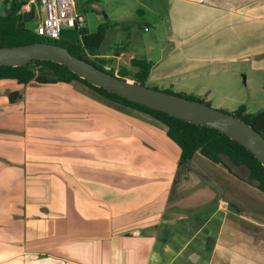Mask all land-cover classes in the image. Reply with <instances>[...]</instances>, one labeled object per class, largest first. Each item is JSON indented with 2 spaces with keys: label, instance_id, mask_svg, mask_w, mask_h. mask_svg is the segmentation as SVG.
Segmentation results:
<instances>
[{
  "label": "crops",
  "instance_id": "0c3cea01",
  "mask_svg": "<svg viewBox=\"0 0 264 264\" xmlns=\"http://www.w3.org/2000/svg\"><path fill=\"white\" fill-rule=\"evenodd\" d=\"M171 1L159 54L123 16L106 24L108 67L147 60V83L179 89L211 63L264 72V0ZM72 84L0 81V264H264L256 187L200 153L179 180L164 125Z\"/></svg>",
  "mask_w": 264,
  "mask_h": 264
},
{
  "label": "trees",
  "instance_id": "16d2710c",
  "mask_svg": "<svg viewBox=\"0 0 264 264\" xmlns=\"http://www.w3.org/2000/svg\"><path fill=\"white\" fill-rule=\"evenodd\" d=\"M28 1L5 0L4 4L8 6V9L5 14L0 15V47L23 46L39 42L57 44L68 48L78 58L93 63L112 75H116L115 68L111 67V70H106V64L109 60L100 57L108 26L101 25L94 33H90L86 25L82 28L67 29L62 32L60 40L41 37L35 30L27 27L28 22L24 21L21 13ZM132 67L137 68L136 72L123 67L118 70L117 75L147 86L152 63L147 60L134 59ZM5 80H13L25 86L33 82L42 85L81 83L101 99L126 110L139 111L164 125L167 128L168 137L181 149L179 177L184 172L189 171L192 160L200 153L213 163L224 165L237 177L264 193V166L262 163L240 143L215 129L188 123L110 93L103 88L88 83L68 67L50 61H32L22 67H0V81ZM167 92L171 93L170 91ZM22 98L23 95L19 91L9 95L12 104L17 103ZM185 98L197 100L189 97ZM234 115L254 127L264 136V112L249 114L246 106H242ZM225 158L238 168V173L234 172V169L225 162Z\"/></svg>",
  "mask_w": 264,
  "mask_h": 264
},
{
  "label": "rangeland",
  "instance_id": "374dc122",
  "mask_svg": "<svg viewBox=\"0 0 264 264\" xmlns=\"http://www.w3.org/2000/svg\"><path fill=\"white\" fill-rule=\"evenodd\" d=\"M76 2L77 11L85 17V24L90 33L96 32L101 25L108 24V26H111L117 17L123 16L129 21L131 27H138V32L145 38V41L152 44L154 48L152 55L159 54L160 46L167 39V21L171 0H76ZM7 9V5L4 3L0 4V15L5 14ZM35 14L37 16V13ZM38 25L39 23L36 19L27 23V27L32 30H35ZM146 25L150 28L149 32L140 29L141 26ZM156 39L161 40V45L156 42ZM126 42L131 44V46L138 44L136 46H139L142 51L139 41L134 38ZM153 57L158 58L157 56ZM252 66L251 62L234 64L211 63L200 71L193 73L195 76H191L193 74L187 76H191L188 80V87L179 89L167 84L150 82L147 83V86L160 91H170L182 97L201 100L208 103L211 107L226 113L234 114L240 107L246 106L249 114H258L264 112V72L255 71ZM132 69L136 70L137 68L132 67ZM72 86L75 95L88 94L94 96L100 102H105L116 111H121L123 119H127L124 116H129L126 114L127 111H133V113L147 119L151 118L139 111L125 110L118 105L111 104L96 96L81 83H74ZM65 97V94L60 95L55 103H64ZM45 116L42 117L43 121L49 118ZM34 120L38 121V119ZM225 162L234 169V172L238 173V168L227 158H225ZM202 182L205 183L206 180L203 179ZM258 193L264 197V193Z\"/></svg>",
  "mask_w": 264,
  "mask_h": 264
},
{
  "label": "water",
  "instance_id": "95a60500",
  "mask_svg": "<svg viewBox=\"0 0 264 264\" xmlns=\"http://www.w3.org/2000/svg\"><path fill=\"white\" fill-rule=\"evenodd\" d=\"M23 18L29 22L33 20V15L24 13ZM32 61H50L64 65L88 83L110 93L188 123L215 129L244 146L264 166V136L234 114L215 109L201 101L187 99L112 75L95 64L78 58L61 45L39 42L0 47V67H22ZM211 184L221 196L220 187L213 181Z\"/></svg>",
  "mask_w": 264,
  "mask_h": 264
},
{
  "label": "built area",
  "instance_id": "2783aa9c",
  "mask_svg": "<svg viewBox=\"0 0 264 264\" xmlns=\"http://www.w3.org/2000/svg\"><path fill=\"white\" fill-rule=\"evenodd\" d=\"M4 2L5 0H0V4ZM21 13H31L33 20L36 19L39 23L35 32L52 40H60L64 30L86 25L85 17L77 11L76 0H29ZM106 70H111V67L106 66Z\"/></svg>",
  "mask_w": 264,
  "mask_h": 264
}]
</instances>
